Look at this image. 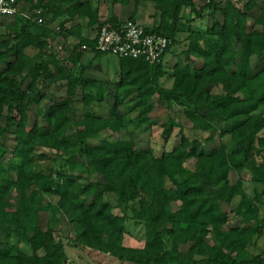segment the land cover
Wrapping results in <instances>:
<instances>
[{
    "label": "trees",
    "instance_id": "16d2710c",
    "mask_svg": "<svg viewBox=\"0 0 264 264\" xmlns=\"http://www.w3.org/2000/svg\"><path fill=\"white\" fill-rule=\"evenodd\" d=\"M113 1L153 4L159 23L146 28L171 40L162 61L148 63L95 49L94 38L81 34L79 21L97 30L120 20L98 16L90 0H18L38 9L35 19L9 39H2L0 32V61L5 65L0 69V142L9 138L14 143L6 160L0 155V231L25 236L29 245L25 252L0 240V264H65L60 229L55 228L63 217L76 231L74 245L128 264H264L260 253L240 258L264 229L258 206L264 196V0H203L200 7L194 0ZM187 8L195 14L193 20L204 10L219 16L205 35L196 32L184 51L186 59L197 58L200 65L175 63L169 74L172 83L166 87L160 83L167 76L163 59ZM16 15L0 16V25L5 17H13L9 23L16 24ZM60 16L53 30L65 39L64 57L47 50L48 24ZM69 20L73 25L66 27ZM28 47L37 51L31 64ZM85 51L117 58V77L109 81L111 96L104 84L90 91L94 78L84 76ZM254 55L258 70L252 66ZM66 60L79 66L76 73ZM38 80L64 81L66 94L51 97ZM77 94L82 95L81 107L74 102ZM155 94L171 109L178 105L192 130L207 132L205 141L217 136L220 142L204 150L199 139L179 129L178 141L156 154L148 144L139 146L132 132L120 137L125 117L133 111L137 124H155L149 116ZM95 101L101 106L108 102L106 113L88 109ZM32 106L44 122L28 123ZM174 126L171 118L164 123V138ZM55 157L64 162L46 165ZM71 160L81 162L84 173H75L68 166ZM189 160L192 167L187 166ZM244 171L249 173L250 193L243 185ZM12 190L15 205L9 197ZM107 193L116 197L117 206H126L121 213L113 211ZM46 195L55 196L56 202L47 201L41 208L39 200ZM134 201L136 206L130 204ZM232 213L237 219L221 230ZM130 224L141 225L142 245L125 243ZM216 228V235L207 240Z\"/></svg>",
    "mask_w": 264,
    "mask_h": 264
},
{
    "label": "rangeland",
    "instance_id": "374dc122",
    "mask_svg": "<svg viewBox=\"0 0 264 264\" xmlns=\"http://www.w3.org/2000/svg\"><path fill=\"white\" fill-rule=\"evenodd\" d=\"M221 1V0H218ZM93 5H96L97 7V13L101 12V17L104 18H110L112 16H115L120 21H124L128 19L129 17L132 18V20H136L137 23L143 25L152 27L153 25H156L159 23V12L156 10L152 3L150 2H144L139 1L136 6L133 5L132 2L128 4L121 3L120 1H113V0H93ZM204 3L203 0H195L196 7L202 6ZM237 4H240V2H236ZM242 3V1H241ZM65 4V3H64ZM29 8V9H28ZM38 9H31L29 3H19V11L16 15L17 22L16 24L10 25L13 21V17H5L3 18V22L0 25V32H1V38L2 39H9L8 35H13L23 24H25L28 20H34L35 19V13ZM182 14L183 20H180L177 23V33L174 37V44L170 47V51L164 56V66L166 68L167 76H164L160 79V83L163 86L169 87L172 83V78L169 77L172 73V67L175 63L181 62V63H193L195 65H200V60L194 57H191L189 60L185 58L184 51L188 48L189 41L195 37L196 32L206 34V28L211 24V21L213 18H218L219 14L216 13V16L214 14L212 15L211 10H204V15L201 16V18H194L190 19V16L194 17L195 14L191 13L189 9H185ZM63 19V16H60L56 21L49 23L48 27L51 28L48 35L49 39V46L47 50H51L53 52H57L58 55L64 57L66 56L63 53L64 43L65 39L61 34L56 33L53 29H56V26L59 24V22ZM190 19L191 21L187 20ZM72 21L67 22V26L71 24ZM193 25L191 26V24ZM44 26V25H43ZM90 34L91 36H94V33L92 30L95 28L90 27ZM48 29V28H47ZM193 31V32H192ZM192 32V34H190ZM13 42V40H10ZM25 52L29 55L27 63L31 64L34 62L37 56V51L34 49L28 47L26 48ZM191 60V61H190ZM82 64L87 65L85 66L84 70V76L88 79H93L94 86L90 88L91 92H95L97 88L102 86L104 84L105 92L108 91V93L113 94V90L111 88H114L112 86V83L109 81L111 79H116L117 77V70H118V64H117V58L110 55H103V56H96L94 57L93 53L90 51H85L82 55ZM65 65L70 68V70L73 72H77L79 66L73 65L70 61L66 60ZM4 63L0 61V69L4 68ZM252 66H255L256 69H259V58L257 56L252 57ZM52 82L48 81H41L38 80L36 84L39 87H47L45 91L51 95V97L54 98H63L66 94V86L64 81L55 82L53 84H50ZM106 83V84H105ZM108 88V90H107ZM110 89V90H109ZM126 88L121 89V91H124ZM79 87H76V91H79ZM215 90V88H214ZM132 95V94H131ZM82 95L77 94V96L74 97V102L78 103V107H81L80 103ZM154 100V108L149 113V116L154 119L155 124H137L134 120L135 117V111L129 113L125 117L126 122V129L122 130L120 133V137H126V132H132L136 135H134L135 141L139 144V146L144 147L147 144L150 145L156 154H160L162 151L170 149V147L178 141V132L179 129H182L183 133L188 136L189 138H197L201 142V148L204 150H209L210 147L214 144H218L220 142L219 138L216 136L213 141H205V138L208 136L207 132H201V131H194L191 129L192 123L184 116L181 108L178 105H174L173 108L167 107V105L164 102H161L158 100V94H155L153 96ZM107 103H103L101 106L100 103L90 102L88 109H90L93 113H106L107 111ZM133 103V102H131ZM130 103V104H131ZM81 109V108H80ZM261 111L264 113V106L261 108ZM79 112V110H78ZM171 118L174 123V128L172 134L168 138H164L162 135V131L164 128V123L167 122V120ZM33 121L37 122H44L40 116L35 115V107L32 106L30 112L28 113V123L30 124ZM177 125V126H176ZM106 133L109 134V131ZM105 134V133H104ZM103 134V135H104ZM264 135V132L261 133ZM114 136L113 134H111ZM98 140V138L94 139V141ZM223 141L227 140V137L222 138ZM13 141L9 138L2 139L0 142V155L6 160L10 155L11 151L13 150ZM231 147L229 146L228 149ZM50 157H53V155H49ZM55 161L53 159H48L45 161L46 165H58L59 161L60 164L64 162V160H58V157H55ZM193 160V159H192ZM189 160L187 163V166L192 167L193 161ZM68 166H73L74 172H81L83 171V165L79 161L71 160L68 164ZM83 170V171H82ZM94 176V174L92 175ZM241 176L243 178V185L245 187V190L250 193L251 191V183L249 182V173L247 171H244L241 173ZM105 199L108 200L113 205V211L116 213H121L126 206H117L116 203V197L112 193H107L104 195ZM12 203L15 205L17 196L15 192L12 190L9 195ZM51 201L52 203L56 202V197L51 195H46L44 198L39 200V205L41 208L46 207V202ZM135 202V203H134ZM133 205H137L136 201H134ZM260 209V216H264V196L262 197V202L258 205ZM222 207L225 209H229L230 206L226 204H222ZM127 212H130L129 209H127ZM130 214V213H129ZM44 215V214H43ZM237 217L234 213L230 215L228 224H224L221 226V230L226 231L228 229L229 224H232ZM42 221L44 222V217L42 218ZM56 229H60L59 231V237L62 239L64 244V249L66 252V262L65 264H128L122 261H119L118 259H115L111 257L108 254L100 253L98 251L91 250L87 247L83 246H76L73 244V238L76 234V231L74 227L68 223L65 218L63 217L62 220L58 225L55 226ZM128 233L125 238V243L132 246H140L143 243V230L141 228V225H134L133 227L131 224L129 225ZM219 228L213 229L210 231L206 239L211 241L213 237L216 235V231H218ZM10 234H6L5 230L0 231V240L3 243H9V245H12L15 249H21L22 251L29 252V245L27 243L26 237L21 236L17 238L13 233L7 232ZM16 246V247H15ZM262 249L264 251V229L262 236L257 239L256 245H251L247 249V251L243 252L240 255V258H247L251 257L255 254L260 253L264 256L262 253Z\"/></svg>",
    "mask_w": 264,
    "mask_h": 264
},
{
    "label": "built area",
    "instance_id": "2783aa9c",
    "mask_svg": "<svg viewBox=\"0 0 264 264\" xmlns=\"http://www.w3.org/2000/svg\"><path fill=\"white\" fill-rule=\"evenodd\" d=\"M19 11L18 0H0V16ZM95 49L118 57L140 58L159 63L171 40L164 34L148 30L132 19L100 25L94 36Z\"/></svg>",
    "mask_w": 264,
    "mask_h": 264
},
{
    "label": "crops",
    "instance_id": "0c3cea01",
    "mask_svg": "<svg viewBox=\"0 0 264 264\" xmlns=\"http://www.w3.org/2000/svg\"><path fill=\"white\" fill-rule=\"evenodd\" d=\"M92 1H93V0H90L91 7L97 9V8H96L97 6H96V5H93ZM194 3H195V0H194ZM97 15L100 16V17L102 16V15H101V12H98ZM69 21H72L71 24H70L69 26L73 25V20H69ZM135 21H136V20H135ZM67 22H68V21H67ZM67 22H66L64 25H65L66 27H69V26H67ZM85 24H86V23H85L84 21H82V20L79 21V26H80L81 34H82L83 36H89L90 38L93 37V36H91V34H90V33H91V32H90V29H91L90 26L88 27V26H86ZM145 27H146V26H145ZM92 32H95V29L92 30ZM94 34H95V33H94Z\"/></svg>",
    "mask_w": 264,
    "mask_h": 264
}]
</instances>
